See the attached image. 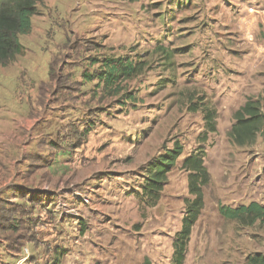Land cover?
<instances>
[{
  "label": "rangeland",
  "instance_id": "374dc122",
  "mask_svg": "<svg viewBox=\"0 0 264 264\" xmlns=\"http://www.w3.org/2000/svg\"><path fill=\"white\" fill-rule=\"evenodd\" d=\"M37 9L39 36L23 35L22 58L0 66V188L21 183L15 160L45 156L48 137L37 146L38 135L25 152L23 136L67 124L77 131L66 136L73 143L90 142L86 162L68 170L91 181L77 189L84 205L71 201L84 208L86 233L65 252L78 264H171L189 197L181 164L200 149L210 181L183 264H244L264 254V224L240 226L218 212L219 204L264 205V138L237 146L228 137L248 99L264 110V0H43ZM105 58L143 66L112 97L96 87ZM43 77L49 81L41 84ZM206 110L217 129L204 140ZM66 112L64 123L53 118ZM174 140L182 154L147 207L140 200L146 165Z\"/></svg>",
  "mask_w": 264,
  "mask_h": 264
},
{
  "label": "crops",
  "instance_id": "0c3cea01",
  "mask_svg": "<svg viewBox=\"0 0 264 264\" xmlns=\"http://www.w3.org/2000/svg\"><path fill=\"white\" fill-rule=\"evenodd\" d=\"M34 17L35 15L31 17V33L19 36L21 45L22 36L28 40L39 36L34 32ZM20 58L22 55L17 56L15 60ZM50 60L48 59V62ZM48 78L43 77L41 84L48 82ZM79 83L81 85L85 81ZM54 92L53 87L50 90L51 96ZM53 118L59 123H64L68 112ZM66 125H47L46 129L40 128V132L34 129L23 136L22 146L24 145L25 152L30 150L28 144L38 135L40 136L37 146L43 145L41 140H44V137H48V142L45 145V156L42 158L38 153L33 155L32 159L25 156L13 162V166L16 163L24 174L17 178L21 183L15 182L0 188V200L7 209L0 210V264H78L75 262V255L65 251L68 252L86 233L84 208L81 207L84 203L77 201L76 195L80 194L83 198L84 191L81 194L77 189L84 187L85 180H91L90 177L83 179L81 176H75L68 167L86 162L81 157H85L90 142L75 147L72 138L70 140L66 137L70 136ZM81 130L83 128L79 127V132ZM92 132L94 130L89 131L90 136L93 135ZM77 151L82 152L80 157ZM73 200L82 205L74 209L71 204Z\"/></svg>",
  "mask_w": 264,
  "mask_h": 264
},
{
  "label": "trees",
  "instance_id": "16d2710c",
  "mask_svg": "<svg viewBox=\"0 0 264 264\" xmlns=\"http://www.w3.org/2000/svg\"><path fill=\"white\" fill-rule=\"evenodd\" d=\"M43 0H0V66H6L15 58L24 53L19 42V36L28 34L31 30V17L38 13L37 6ZM143 69L140 61L129 58H105L101 69L96 74V87L108 89L110 97L117 95L118 86L138 76ZM89 77V76H88ZM87 82H90L88 78ZM130 99L131 95L127 94ZM204 140L207 134L216 132V117L212 110L204 113ZM232 124L228 137L237 146L251 145L257 135L264 138V110L257 100L248 99L233 114ZM84 129L78 133L81 134ZM77 131L70 133V136ZM81 143H73L78 147ZM183 147L179 141L174 140L170 148L164 147L156 157L146 165L144 180L141 185L140 200L147 207H153L160 199V194L168 180V173L175 167L177 159L181 156ZM204 151L196 150L187 155L182 161L181 168L187 172V193L184 199L185 211L181 220V227L175 233L172 241L171 264H183L187 254L191 231L198 220L203 207V188L210 181V174L204 165ZM0 210H7L0 200ZM9 210V209H8ZM218 212L225 220L234 221L240 226H252L256 222L264 224V205L252 201L237 207L218 205ZM141 264H150L144 258ZM244 264H264V254L248 255Z\"/></svg>",
  "mask_w": 264,
  "mask_h": 264
}]
</instances>
